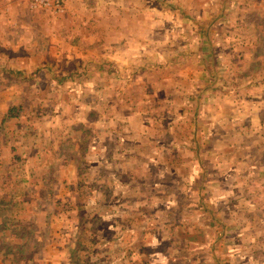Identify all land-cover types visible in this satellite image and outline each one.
<instances>
[{"label":"rangeland","instance_id":"1","mask_svg":"<svg viewBox=\"0 0 264 264\" xmlns=\"http://www.w3.org/2000/svg\"><path fill=\"white\" fill-rule=\"evenodd\" d=\"M228 7L0 0V264H264V0Z\"/></svg>","mask_w":264,"mask_h":264},{"label":"trees","instance_id":"2","mask_svg":"<svg viewBox=\"0 0 264 264\" xmlns=\"http://www.w3.org/2000/svg\"><path fill=\"white\" fill-rule=\"evenodd\" d=\"M22 109H23V107H22V105L21 104H19V105H12V106H10L9 108H8V110H7V112H6V114H5V116H4V119H9V118H16V117H18L19 116V114L21 113V111H22ZM3 119V120H4ZM13 159H19L18 157H14V158H12V161H13ZM121 175V174H120ZM151 188L153 189V185L151 186ZM6 207H4L3 209H5ZM85 215H82V216H80V218H79V221H78V227H81L82 225H83V223H84V220H85ZM0 231H1V235H3V228H7L8 227V219H6V221L4 220L3 221V224H1L0 225ZM78 227L76 226V229H78ZM28 232H31V231H28ZM81 234H84L82 231L78 234V235H76L77 236V238H78V241L76 240V242H77V244H80V239H81ZM74 249H72V251H71V253H70V258L71 257H73V253H74ZM133 252V251H132ZM75 256V255H74ZM71 260V259H70ZM70 264H72V262L70 261Z\"/></svg>","mask_w":264,"mask_h":264},{"label":"crops","instance_id":"3","mask_svg":"<svg viewBox=\"0 0 264 264\" xmlns=\"http://www.w3.org/2000/svg\"><path fill=\"white\" fill-rule=\"evenodd\" d=\"M218 1H220V0H218ZM224 1H226V0H224ZM227 3L231 6V7H228L229 11H231L233 6L236 5V0H227ZM224 11L226 12V10H224Z\"/></svg>","mask_w":264,"mask_h":264}]
</instances>
